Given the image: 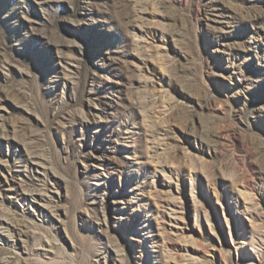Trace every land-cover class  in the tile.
Listing matches in <instances>:
<instances>
[{
	"label": "rangeland",
	"instance_id": "1",
	"mask_svg": "<svg viewBox=\"0 0 264 264\" xmlns=\"http://www.w3.org/2000/svg\"><path fill=\"white\" fill-rule=\"evenodd\" d=\"M264 264V0H0V264Z\"/></svg>",
	"mask_w": 264,
	"mask_h": 264
},
{
	"label": "bare ground",
	"instance_id": "2",
	"mask_svg": "<svg viewBox=\"0 0 264 264\" xmlns=\"http://www.w3.org/2000/svg\"><path fill=\"white\" fill-rule=\"evenodd\" d=\"M11 264V263H10Z\"/></svg>",
	"mask_w": 264,
	"mask_h": 264
}]
</instances>
